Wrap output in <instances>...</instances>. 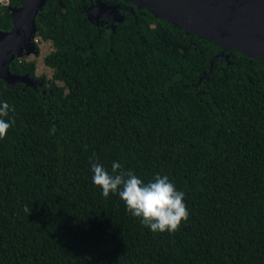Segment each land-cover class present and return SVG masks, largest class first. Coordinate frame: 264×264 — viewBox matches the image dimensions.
<instances>
[{
    "label": "trees",
    "instance_id": "16d2710c",
    "mask_svg": "<svg viewBox=\"0 0 264 264\" xmlns=\"http://www.w3.org/2000/svg\"><path fill=\"white\" fill-rule=\"evenodd\" d=\"M89 1L37 15L53 47L45 92L1 84L14 123L0 139V264H264V62L129 0L100 26ZM13 25L0 3V28ZM113 161L167 175L187 220L154 233L103 196L91 163Z\"/></svg>",
    "mask_w": 264,
    "mask_h": 264
},
{
    "label": "water",
    "instance_id": "95a60500",
    "mask_svg": "<svg viewBox=\"0 0 264 264\" xmlns=\"http://www.w3.org/2000/svg\"><path fill=\"white\" fill-rule=\"evenodd\" d=\"M47 0H22L21 7L10 9L14 25L0 28V77L19 84L23 77L12 73L11 62L23 49L34 51L32 41L40 34L37 15ZM147 8L156 17L173 22L187 33L198 34L222 45L237 49L264 62V0H129ZM102 4V1H100ZM98 7V4L96 5ZM113 12L116 6H111ZM90 12V10H88ZM123 16L119 17L122 21Z\"/></svg>",
    "mask_w": 264,
    "mask_h": 264
},
{
    "label": "clouds",
    "instance_id": "9594fccd",
    "mask_svg": "<svg viewBox=\"0 0 264 264\" xmlns=\"http://www.w3.org/2000/svg\"><path fill=\"white\" fill-rule=\"evenodd\" d=\"M10 106L0 102V139L14 121L5 119ZM118 161L112 162V173L100 163H91L92 183L100 187L102 195L118 194L132 216L152 232H174L182 220H187L188 211L185 193L176 188L167 175L156 174L145 182L134 172L122 171Z\"/></svg>",
    "mask_w": 264,
    "mask_h": 264
},
{
    "label": "flooded vegetation",
    "instance_id": "af4514ba",
    "mask_svg": "<svg viewBox=\"0 0 264 264\" xmlns=\"http://www.w3.org/2000/svg\"><path fill=\"white\" fill-rule=\"evenodd\" d=\"M102 1V4L100 3ZM98 4V7L96 5ZM111 6H116L115 12H113V9ZM140 8V7H138ZM90 10V12H88ZM133 12V8L129 4H120L116 2V0H90L87 4V13L96 24L105 26L106 28L110 27H117V20H119V17L127 15V13ZM127 12V13H126ZM144 13V12H142ZM36 43V49L34 51H27V49H23L22 53L17 52L15 59L11 62L10 69L12 73L19 75L20 77H23L24 80H22L19 84H15L14 86L19 87L20 89H26V88H33L38 91L45 92V89H42L43 83L47 81V83H50L51 78L53 77L52 74H48L47 72H44L42 74H38V61L39 57L42 56L44 59L45 66L49 69V67L45 62V57L48 53H50L53 49L51 47L49 50H45V48H42V44L50 43L46 42L42 39L40 35H37L32 40ZM224 54L221 52L218 55ZM28 61H34L36 65L35 72L32 73L31 68L28 67L26 70L25 68V62ZM14 62L19 63V65L22 64V68L20 70L13 69L12 65ZM52 70V69H51ZM2 82L4 84H10L6 79L0 77V91H1V84ZM13 85V84H11Z\"/></svg>",
    "mask_w": 264,
    "mask_h": 264
},
{
    "label": "rangeland",
    "instance_id": "374dc122",
    "mask_svg": "<svg viewBox=\"0 0 264 264\" xmlns=\"http://www.w3.org/2000/svg\"><path fill=\"white\" fill-rule=\"evenodd\" d=\"M51 47H52L51 43L42 44V48H45V50H49ZM44 72H47L48 74H52L53 71L45 66L44 59L42 56H40L38 61V74H42Z\"/></svg>",
    "mask_w": 264,
    "mask_h": 264
},
{
    "label": "built area",
    "instance_id": "2783aa9c",
    "mask_svg": "<svg viewBox=\"0 0 264 264\" xmlns=\"http://www.w3.org/2000/svg\"><path fill=\"white\" fill-rule=\"evenodd\" d=\"M7 2V0H0V3H6Z\"/></svg>",
    "mask_w": 264,
    "mask_h": 264
}]
</instances>
